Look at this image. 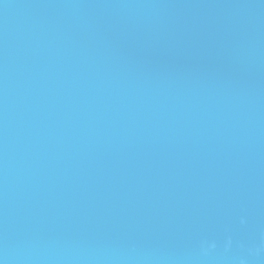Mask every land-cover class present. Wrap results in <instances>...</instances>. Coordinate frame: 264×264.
<instances>
[{
    "label": "water",
    "instance_id": "95a60500",
    "mask_svg": "<svg viewBox=\"0 0 264 264\" xmlns=\"http://www.w3.org/2000/svg\"><path fill=\"white\" fill-rule=\"evenodd\" d=\"M0 264H264V0H0Z\"/></svg>",
    "mask_w": 264,
    "mask_h": 264
}]
</instances>
